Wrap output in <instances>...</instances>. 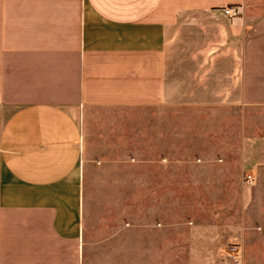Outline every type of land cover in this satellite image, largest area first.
Wrapping results in <instances>:
<instances>
[{
    "label": "crops",
    "instance_id": "1",
    "mask_svg": "<svg viewBox=\"0 0 264 264\" xmlns=\"http://www.w3.org/2000/svg\"><path fill=\"white\" fill-rule=\"evenodd\" d=\"M234 243L264 264V0H0V264Z\"/></svg>",
    "mask_w": 264,
    "mask_h": 264
},
{
    "label": "built area",
    "instance_id": "2",
    "mask_svg": "<svg viewBox=\"0 0 264 264\" xmlns=\"http://www.w3.org/2000/svg\"><path fill=\"white\" fill-rule=\"evenodd\" d=\"M225 12L227 14H230L232 16L237 15V12L234 11L232 7H227L225 9ZM244 184H254L255 178L247 174L245 178L243 179ZM230 253L228 254V260L234 264H242L243 262V253H242V247L238 243L231 244L229 246Z\"/></svg>",
    "mask_w": 264,
    "mask_h": 264
},
{
    "label": "rangeland",
    "instance_id": "3",
    "mask_svg": "<svg viewBox=\"0 0 264 264\" xmlns=\"http://www.w3.org/2000/svg\"><path fill=\"white\" fill-rule=\"evenodd\" d=\"M254 243H255L254 241L251 242V244H254ZM241 245H242V244H241Z\"/></svg>",
    "mask_w": 264,
    "mask_h": 264
}]
</instances>
